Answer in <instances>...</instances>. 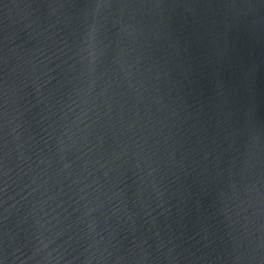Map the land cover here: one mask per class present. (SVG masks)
I'll list each match as a JSON object with an SVG mask.
<instances>
[{"label":"water","instance_id":"obj_1","mask_svg":"<svg viewBox=\"0 0 264 264\" xmlns=\"http://www.w3.org/2000/svg\"><path fill=\"white\" fill-rule=\"evenodd\" d=\"M0 264H264V0H0Z\"/></svg>","mask_w":264,"mask_h":264}]
</instances>
